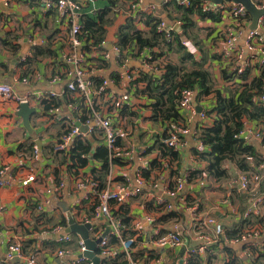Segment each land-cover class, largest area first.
Instances as JSON below:
<instances>
[{
  "label": "crops",
  "instance_id": "0c3cea01",
  "mask_svg": "<svg viewBox=\"0 0 264 264\" xmlns=\"http://www.w3.org/2000/svg\"><path fill=\"white\" fill-rule=\"evenodd\" d=\"M125 10L120 0H111ZM263 1V0H260ZM109 0H95V6ZM157 6L156 15L165 18V5L161 0H146ZM99 4V5H98ZM98 9V8H97ZM172 17L174 14H170ZM195 22L197 39L200 46L207 52L204 67L210 72L213 90H219L223 96L240 90L242 82L233 80L236 75L233 62L224 64L221 55V33L228 25L226 21H211L192 16ZM264 18L262 16L260 19ZM66 18L58 12L46 11L39 0H0V85L12 88L18 97H41L40 104L36 102L28 105L36 110L29 119L30 131L23 126L22 118L17 116L19 105L5 100L0 96V169L7 166L4 179L10 178L8 186L0 188V261L5 260L10 243L18 242L23 253L14 256L3 264H92L90 260L78 261L79 242L81 239L74 234H66L67 214L74 221L82 224L83 218L91 219V208L97 202L95 195L77 191L74 182L79 177H91L94 169L100 164L89 159L82 168H72L71 162L65 154L57 156L52 151V144L58 141L65 129L82 116L89 113L91 108L102 111L112 117L116 131V155L119 164L111 166V182L124 184L130 180L133 189L136 180L145 173V184L137 194L123 204L113 207L118 216L124 215L130 222L128 227L119 228L122 235L130 238L135 234L133 228L137 222L140 230L136 243L131 250L130 258L135 264H178L183 258L191 264H256L264 261V147L262 140L247 137L246 143L253 149L255 158H248L250 171L245 172L249 179V189L240 188L238 178L240 171L234 165L226 163L223 168L226 174L223 178H216L208 172V161L205 155L196 151L198 138L192 133L183 138V143L172 160L164 156L163 148H159L157 139L166 133L170 122L164 120L153 121L151 101L145 94L146 82L143 75L157 76L158 71L149 69V57L158 54V48H139L135 44L133 51H126L121 57L111 54L116 46V33L123 23V17L117 15L113 24L106 29L104 40L105 50L110 53L108 59H102L101 54L94 51V47L81 45L75 50L67 43V33L70 26ZM136 31L143 34L149 31L152 24H133ZM181 26L177 33H181ZM6 43V45L3 43ZM243 46V40L237 42ZM129 47V46H127ZM126 47V48H127ZM126 50V49H125ZM50 51L51 53L49 54ZM71 51V53H70ZM174 53V52H171ZM170 54V53H169ZM168 54V55H169ZM209 54V55H208ZM80 57L87 64L97 70L92 71L86 78L109 79L113 81L107 87V94L80 95L69 92L67 84L73 82V66L68 61L70 56ZM176 59L177 53H174ZM201 59L202 55H194ZM20 58L18 62L16 59ZM248 54L244 60H249ZM159 70L166 55L152 59ZM256 61V59H253ZM151 63V62H150ZM222 63V64H221ZM244 84L253 81L264 73V69L257 68L253 63L246 68ZM70 74V75H69ZM60 79L52 82L53 76ZM130 76V78H128ZM28 81L23 84L21 80ZM53 93L55 97H52ZM56 100L57 104L44 109L43 102ZM92 102L91 106L88 102ZM215 102V93L193 103L197 110L208 111V117L201 120L197 115L189 121V128L200 133L202 127H210L215 120L212 110ZM59 108L55 114L53 109ZM249 127L256 124L245 119ZM85 137L91 146L92 154L95 148L102 144L98 133ZM37 147V155L33 157L32 147ZM149 150L148 154L146 151ZM23 155V159H22ZM64 156V157H62ZM62 157V158H61ZM32 178L31 181L29 179ZM186 179L183 190L175 197H166V191L172 190L174 185ZM108 180V178H107ZM27 181V182H26ZM26 182V183H25ZM63 182L61 194L48 190ZM164 199L166 206L156 204V199ZM259 199L258 212L249 214V219H243V214L250 210L253 200ZM42 206L39 212L37 207ZM210 217L221 224L224 236H221L209 251L201 256L189 254V250L196 246V230L193 224L196 220L202 221ZM106 217L92 220L90 238L95 240L106 232ZM242 228H239L241 223ZM179 224L184 237L183 246L175 249H161L153 246L152 239L156 229L165 232L173 224ZM60 225L62 232L53 234L52 228ZM258 229L260 232L253 237L241 240L238 243L227 241L226 233L238 234L245 229ZM69 235L71 241L66 245L67 255L56 254L59 243L58 236ZM114 235L112 230L105 236L109 254L100 258L107 262L114 261L121 249L117 245L108 244L109 236ZM74 238H73V237ZM231 239V238H230ZM111 247H110V246ZM96 253V252H95ZM112 264V263H111Z\"/></svg>",
  "mask_w": 264,
  "mask_h": 264
},
{
  "label": "built area",
  "instance_id": "2783aa9c",
  "mask_svg": "<svg viewBox=\"0 0 264 264\" xmlns=\"http://www.w3.org/2000/svg\"><path fill=\"white\" fill-rule=\"evenodd\" d=\"M46 11H55L60 14L61 17L66 18L67 24L70 26L67 33V43L69 47L73 50L80 47L83 44V40L80 39L81 34V26L79 24V18L81 16V9L85 8L88 4L92 3L93 0H39ZM146 0H120L123 5H125V10L119 7L118 14L122 15L123 20H127L130 18L133 24L143 23L146 18H152L149 24L154 25L155 31L158 34H161L164 39L167 41H171L173 38V33L176 32L175 29L180 26L181 22L179 20H170L167 17L162 18L159 15H156L157 6L155 3L150 2L146 3ZM193 2H197L199 8H201V12L204 14H217L219 16V20L226 21L228 24L225 29L221 33V47H220V55L221 58L226 64L227 62L232 61L235 67L236 75H234L233 80L237 79L244 84V75L246 73V68L249 67L250 64H254L257 68L261 67L264 69V18L258 20V24L256 28L250 30L249 27L251 25L250 16L245 12L244 7L241 4H236L233 2H223L221 4H212L210 0H161V4L165 6H169V4H174L176 6H180L183 8H190ZM253 3L256 8L264 9V0H253ZM117 11V10H116ZM239 40H243V46H238L237 42ZM182 46L185 48L186 52L191 55H198V49L193 44V42L187 38L182 37L180 39ZM134 45V44H133ZM127 47L124 50H120L117 46H114L111 54L115 57H121L122 53L127 54L126 51H133L134 47ZM91 46V44H89ZM106 41L102 40L97 46L94 47V51H97L101 54V58L108 59L110 53L105 50ZM71 53V51H70ZM248 54L250 57L247 62H245L244 57ZM256 59L254 61L253 59ZM149 69L154 71H158L160 73V69L158 70L155 66V63H150L151 58L149 57ZM68 61L73 66V73L71 74L74 78L73 82L67 84V90L69 92H77L80 95H90V94H107V87L113 81L105 78H101L99 84L94 85L92 79L86 78L92 71L97 70L93 66H87L85 62L80 57H75L74 55L68 58ZM222 64V63H221ZM70 75V74H69ZM159 75V74H158ZM130 78V76H128ZM60 79L59 76H53L52 82ZM27 79L23 78L21 82L23 84L27 83ZM196 92L193 90H183L180 94V97L177 101V109L179 110L182 118L184 119V123H171L165 136L161 138V143L172 149L173 151H178L183 143V138L187 136L189 133H192L194 137L197 139L200 133L196 131H192L189 128V121L192 117L198 116L201 120H205L208 117V111L198 110L196 109L193 98ZM52 97H55L53 93H50ZM0 96L5 100H9L10 102L15 103L17 106L21 104H31L36 102L40 104L41 97L33 96L30 98L28 96L18 97L16 96L12 88L7 85H0ZM253 101L258 104L264 106V87L258 96L253 98ZM91 106L92 102H88ZM54 113H59V108L53 109ZM102 111L91 108L88 114L82 116L80 121H75L70 124L69 127L65 129L68 131L66 134H63L61 138L52 144V151L55 154H68L70 147L73 142L80 138L85 139L88 135L98 133L101 135L102 144L106 146V148L111 152L112 157L116 155V142H117V131L114 124V121L111 116L112 114L105 115ZM245 120V119H244ZM243 120V128L236 134L235 138L246 140L247 137H255L262 140L264 147V127L261 124H257L254 127H249L245 121ZM79 123L82 128H86L85 131H80V129L75 125ZM254 123V122H253ZM246 142V141H245ZM207 148L201 141H197L196 151L198 154H204L207 152ZM32 155L36 157L37 155V147H32ZM23 159V155H22ZM7 170V166H3L0 169V188L3 186H8L10 183V178L4 179L5 172ZM107 180V188L101 192H98L97 182L92 177H79L74 182V188L77 191H83L86 194L95 195L97 200V205L93 208V212L91 214V219L83 218L82 224L91 223L92 220H97L98 218L106 217L110 222V229L112 233L120 238L121 231L119 228V222L115 216V211L113 207H117L120 204L126 202L129 198L135 196L138 190L145 184L142 178L136 180V188L133 189L132 183L130 180H125L124 184H115L112 183L111 174L108 175ZM32 178L29 179L31 181ZM186 179L177 182L172 190L166 191V197L172 198L177 196L184 188ZM27 182V181H26ZM25 182V183H26ZM238 182L240 188L244 191L249 189V179L245 173L240 174L238 178ZM64 188V183L61 182L57 184L52 189L48 190V193L54 192L55 194H61ZM261 200L256 199L252 202V207L250 210L243 214V219L249 217V214L252 212H258V203ZM95 203V204H96ZM156 204L159 206H166V210L169 211L171 207L165 204L164 199H156ZM39 212L43 211V207H37ZM140 223L137 222L133 228L135 234L131 235L130 238L121 239V243L119 248L121 249V253L124 255L125 260H127V264H135L131 258V250L133 245L136 243L138 233L140 230ZM193 228L196 230L195 242L196 246L189 250V254H197V255H205L211 245L218 242L221 236H224L223 227L221 224L217 223L215 219L206 217L202 221L196 220L193 224ZM63 227L60 225L52 228L51 232L53 234H59L62 232ZM260 232L258 229H245L240 232L235 239H227L228 242L238 243L241 240H245L249 237H253ZM58 236V235H57ZM184 237L182 236L181 227L179 224L175 223L172 225L171 229L165 232H160V230L156 229L154 231V236L152 239V244L155 247L161 249H175L183 246ZM71 241L69 235H61L58 236L57 242L59 243V248L56 252L58 256L67 255L66 245ZM264 245V244H263ZM100 249L99 256L106 257L109 254L107 241L105 237L102 239L101 243L97 247ZM85 251L84 244L82 240L79 242V254L80 257L78 261L84 260L85 258L82 256ZM22 250L21 246L18 242L10 243L6 256L5 262L13 259L14 256H21ZM88 260V259H87ZM4 261H0V264H3ZM181 264H188L187 258H183ZM100 264V263H99ZM157 264H164L162 261H157Z\"/></svg>",
  "mask_w": 264,
  "mask_h": 264
},
{
  "label": "trees",
  "instance_id": "16d2710c",
  "mask_svg": "<svg viewBox=\"0 0 264 264\" xmlns=\"http://www.w3.org/2000/svg\"><path fill=\"white\" fill-rule=\"evenodd\" d=\"M94 2L95 0L81 9V16L79 18V24L82 28L80 39L87 46L89 44L95 46L104 40L107 27L112 25L116 16L119 15L114 9V6L118 7L115 2L109 0L105 8L100 7L104 6V4H98L99 6L96 7ZM165 9L168 19L179 20L182 24L181 33L174 32L171 41H167L161 34L156 33L154 25L151 26L146 34L136 31L130 18L123 20L122 25L119 26L116 33V46L120 50H124L127 46L131 47L130 45L136 43L135 45L139 48H158V54H154L152 59L171 52L178 54L177 62L163 64L159 75L150 76L149 73L143 75L142 79L146 82L145 94L151 101L152 120L156 121L160 119L168 121L170 124L184 123V119L177 109V101L183 90H193L196 92L197 101L215 93V102L211 110L216 115L215 120L210 127H202L198 137V140L208 150L206 153L199 155L207 157L208 172L218 179L225 176L226 170L223 168V165L226 163L234 165L241 173L250 171L251 167L248 158H255L254 151L243 139H237L235 136L243 128L244 119L261 124L264 127V106L258 105L253 101V98L258 96L264 87V73L253 81L241 85L240 90L229 94V96H223L219 90L214 91L211 74L204 67L207 52L203 50L204 47L200 46L201 42L197 39V32H193L196 29V25L192 16L198 15L200 19H209L211 21H218L219 16L217 14L202 13L197 2H193L190 8L169 4V6H165ZM170 14H174V16L172 17ZM151 20L152 18H146L143 23L149 24ZM182 37L193 42L198 49V53L200 52L202 55L201 59L197 60L195 56L186 52L180 42ZM3 43L6 45L4 41ZM48 52L49 54L51 53L50 51ZM152 59L150 62L154 63ZM93 80L96 86L100 82L97 79ZM51 104L56 105V100L43 102L44 109L50 108ZM67 132L64 131L63 134ZM155 139L156 142H159V148H163L164 156L170 160L175 158L177 151L175 152L164 146L161 143V139L159 140L157 137ZM119 145L122 146L119 141L116 142V148ZM149 150L146 151V154H148ZM55 155L57 156L58 154L55 153ZM66 157L72 164L69 167L70 170L72 168L84 167L89 159L100 164V168L94 169L91 173V177L97 182L98 192L107 188V177L110 174L111 166L119 164V159L114 156L112 157L111 152L104 144L95 148L92 154L88 141L80 138L73 142ZM142 177L144 179L148 178L145 173L142 174ZM96 205L97 203L92 206V212ZM115 216L120 218L121 226H129L130 221L124 215L120 214L118 216L116 212ZM249 218L251 217L247 219ZM244 223H241L238 230L242 228ZM237 232L235 231L232 235L226 233V238L232 239L236 237ZM121 239H126V236L121 234V237L118 238L115 235H111L109 236L108 244L119 246ZM99 253L100 249L97 248L96 254ZM111 263L127 264V260H125L124 255L121 253L116 256L114 261L107 262V258H105L101 262V264ZM256 264H264V261L257 262Z\"/></svg>",
  "mask_w": 264,
  "mask_h": 264
},
{
  "label": "water",
  "instance_id": "95a60500",
  "mask_svg": "<svg viewBox=\"0 0 264 264\" xmlns=\"http://www.w3.org/2000/svg\"><path fill=\"white\" fill-rule=\"evenodd\" d=\"M212 4H221L223 2H233L236 4H241L244 7L245 12L250 16L251 19V25L249 27L250 30H253L256 28V25L258 24V20L260 17L264 16V9H258L255 7L253 0H210ZM177 27L175 29L176 32ZM20 58L16 59V62H18ZM199 112V110H198ZM36 110L34 108H29L27 104H21L19 106V109L17 111V116L22 118L23 126L26 130L30 131L29 126V119L32 114H35ZM80 131H85L86 128H82L79 123L75 124ZM67 227L65 229L66 234H74L77 235L83 242L85 251L83 252L82 256L85 259H88L92 262V264H99L100 258L96 255V250L98 245L101 243L102 239L110 232V222H106V232L101 234V236L95 240H92L90 238L89 232L92 229L91 223H84L79 224L74 221L73 217L70 215V213L67 214ZM181 264V261L178 263Z\"/></svg>",
  "mask_w": 264,
  "mask_h": 264
},
{
  "label": "rangeland",
  "instance_id": "374dc122",
  "mask_svg": "<svg viewBox=\"0 0 264 264\" xmlns=\"http://www.w3.org/2000/svg\"><path fill=\"white\" fill-rule=\"evenodd\" d=\"M166 55V58L167 60H164L163 62L166 64V63H176L177 60H178V54L176 56V59L174 58V53H170L169 55L168 54H165Z\"/></svg>",
  "mask_w": 264,
  "mask_h": 264
}]
</instances>
